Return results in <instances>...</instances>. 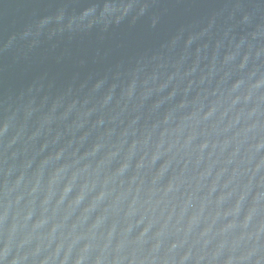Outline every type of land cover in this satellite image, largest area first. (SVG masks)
I'll return each instance as SVG.
<instances>
[{
	"label": "water",
	"instance_id": "1",
	"mask_svg": "<svg viewBox=\"0 0 264 264\" xmlns=\"http://www.w3.org/2000/svg\"><path fill=\"white\" fill-rule=\"evenodd\" d=\"M0 264H264V0H0Z\"/></svg>",
	"mask_w": 264,
	"mask_h": 264
}]
</instances>
